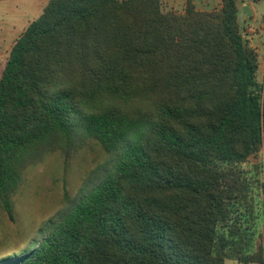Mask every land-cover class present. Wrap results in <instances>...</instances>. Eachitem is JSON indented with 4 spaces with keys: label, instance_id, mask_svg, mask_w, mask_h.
<instances>
[{
    "label": "trees",
    "instance_id": "obj_1",
    "mask_svg": "<svg viewBox=\"0 0 264 264\" xmlns=\"http://www.w3.org/2000/svg\"><path fill=\"white\" fill-rule=\"evenodd\" d=\"M237 1L48 0L0 77V207L13 220L47 154L115 160L0 264H264V84Z\"/></svg>",
    "mask_w": 264,
    "mask_h": 264
},
{
    "label": "rangeland",
    "instance_id": "obj_2",
    "mask_svg": "<svg viewBox=\"0 0 264 264\" xmlns=\"http://www.w3.org/2000/svg\"><path fill=\"white\" fill-rule=\"evenodd\" d=\"M48 0L0 1V77L14 41L36 19ZM187 0H162L166 12L180 13ZM200 11L218 9L220 0H191ZM238 20L243 39L256 50L257 79L264 84V0H238ZM115 157L92 140L80 144L67 159L60 152L47 154L27 167L12 197L13 220L0 207V260L30 251L57 220L93 187L113 164ZM264 163V147L258 158ZM264 238V227H261ZM225 264H238L227 260Z\"/></svg>",
    "mask_w": 264,
    "mask_h": 264
}]
</instances>
